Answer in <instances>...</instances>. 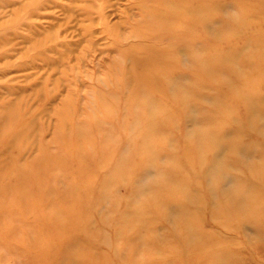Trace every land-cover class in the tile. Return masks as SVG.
Instances as JSON below:
<instances>
[{"label": "bare ground", "instance_id": "1", "mask_svg": "<svg viewBox=\"0 0 264 264\" xmlns=\"http://www.w3.org/2000/svg\"><path fill=\"white\" fill-rule=\"evenodd\" d=\"M65 1L26 0L19 4L17 0H0V8L19 7L11 12L12 18L0 25V49H5L0 59H7L15 38L30 44L24 57L26 62L20 65H33L35 59H41L57 66L65 58V49L61 48L64 44L57 46L51 34L37 39L42 33H34L36 26L30 22L49 4L59 7L66 21L80 16L77 20L83 23L89 42L95 33V21H99L101 28L97 32L104 34L113 48L111 53L115 51L116 56L98 78L92 77L95 82L90 84L88 92L91 100L81 112L75 99L72 100L75 92L71 90V97L63 99L66 102H61L62 110L56 112L55 140L60 146L52 153L49 145H41L39 158L31 165L32 172L26 171L24 165L12 169L9 151L16 147L23 153L27 144L16 142L15 138L30 140L32 129L36 130L35 122L25 119L26 112L19 102L0 104V130L7 129L0 132V189L6 190L14 180V187L10 186L14 192L9 193L12 196L9 200L5 196L9 191L0 193V205L6 202L1 206L6 214L10 210L8 224L13 225L7 232L0 230V237L7 241L10 237V242L21 244L14 249L2 240L0 249L9 255L14 251L22 253L26 264H113L118 257L125 259L126 264H139L131 258L140 246L161 257L174 255V264H264V152H260V162L249 163L246 156L253 148L246 147L232 129V123L238 122L239 130L256 131L264 140V95L254 90L253 84L254 78L264 80V51L257 46V50L243 54L231 51L200 54L202 44L196 33L199 24H204L215 38L223 36L215 27L216 14L201 4V0H126L122 18L115 23L108 22L104 12L111 6V0ZM130 38L139 40L130 42ZM187 44L193 47L184 48ZM57 47L61 49L56 50ZM49 50L56 56H47ZM48 54L51 55L50 51ZM66 70L62 78L67 75ZM176 72L179 74L175 75ZM226 72L235 78L237 85L223 78ZM203 89L211 92L207 98L201 95ZM119 93L126 98L123 114H130V121L124 119L118 124ZM229 97L234 103L226 101ZM203 99L211 100L206 106L207 113L201 110ZM240 104L245 108L243 118L235 114ZM132 106L135 109L130 112ZM77 112L85 115L81 121ZM98 112L101 117L96 116ZM198 113L205 121L203 126L196 121ZM183 121L193 122L195 128L184 135L181 150L165 153L163 143L171 146L174 126ZM125 130L130 135H122L135 143L129 148L131 154L118 160L121 140L118 134ZM37 139L32 142L35 144ZM137 147H141L140 151ZM163 153L167 161H162ZM104 167L109 169L104 191L92 196L91 176L96 169ZM121 172L128 174L126 179L131 182L133 199L128 201L126 211L117 215L112 236H108L104 228L112 227L115 221L112 214L117 212V201L109 198L105 189ZM70 173L72 176L68 177ZM228 174H234V181L225 190L223 186L228 183L222 177ZM202 180L211 184L200 190ZM19 190L26 191L16 193ZM110 194L113 197V192ZM204 197L210 206L179 205L172 211L168 207L183 200L199 202ZM91 215L98 218L102 227L87 229ZM206 216L220 219L226 230L245 229L249 238L245 246L247 263L227 248L216 250L220 242L227 244L228 238L204 231L199 222ZM167 224H171L170 231L179 238L176 248L168 242L170 231H162ZM77 231L84 235L81 239L77 238ZM67 234L71 236L63 240L62 236ZM98 240L107 245V251L94 246ZM29 246L37 250L31 252ZM198 250V255H184L186 251ZM144 264L161 263L153 260Z\"/></svg>", "mask_w": 264, "mask_h": 264}, {"label": "rangeland", "instance_id": "2", "mask_svg": "<svg viewBox=\"0 0 264 264\" xmlns=\"http://www.w3.org/2000/svg\"><path fill=\"white\" fill-rule=\"evenodd\" d=\"M17 1H19L18 2L19 4L20 3L22 4V2L24 4L26 0L25 1L17 0ZM65 2H66L65 0H57V3H65ZM111 2H112L111 6H108L107 9H105L104 11L106 14V20L110 23L119 22L122 18L121 15L127 4V1L126 0H111L110 3ZM201 4H203L206 8L214 11V13L216 14L215 27L219 28L220 32L222 31L223 36H221V38L219 37L215 38L213 34H210L207 31L204 24H199L197 27L196 33L199 38V41L202 44L200 45V54L214 55V54H220V53L224 54L230 51L243 54L244 52L250 49L257 50L255 49L257 46L261 50L264 51V0H201ZM15 6L16 7L6 6L5 8H0V25L13 17L11 15V12L13 11V9L15 10L19 8L18 5H15ZM48 6L49 7L40 10V12L36 14V16L31 18L30 22L34 23L36 26V29L35 28L33 29L34 33H37V32L39 34L42 33V36L37 37V39L44 38L43 37L45 36L44 34H46L45 37H48L51 34L50 36H55L56 38L55 43L57 46H61L60 45L61 43L62 45L64 44V46H62L61 48L65 49V56H64L65 58H63V60L57 65L58 67L55 65L54 66L48 65V63L45 60H41V59H35L33 62V65H20L21 62H26L25 61L26 58L24 57H26L25 53L27 54L29 51L28 47H30L29 46L30 44L19 41L21 40L19 38L14 39L15 41H13L12 43V45H14L12 46L14 49L12 48V50L8 52L9 54H8L7 59H0V104H3V102H5L4 104H7V103L14 104V103L19 102L22 107V110L26 112L25 119H27L28 122H31L32 120H34L35 126H36V127L34 126L36 130L34 128L32 129V136L29 137L30 140L27 137L20 138L17 136L15 138L16 142L22 141L27 144L26 147H29V146L30 147L29 149L25 147V149L23 150V153H21L20 150L16 147L15 148L12 147L10 149L9 156L10 158H12L13 164H14V166L13 167L11 166V168L14 170H17L19 167H22L21 165H24V167L26 166L25 170L30 169L28 171L32 172L31 169L34 166L32 167L31 165L36 164L39 158V149L41 145L42 146L46 144L49 145L48 150L52 153L54 152L56 147L60 146V143H58L55 139H56V134H57L56 130L58 129L57 113L59 112L58 110H62L63 108L62 103L64 104L67 98L71 97V95L69 94L72 90L73 92L76 93V95H74L72 100L75 99L74 103L76 104V107L79 106L78 110L81 112L85 104L89 103L91 100V98H89L88 92H89L90 84L92 85L94 84L93 82H95L94 80H92V77L98 78V75L99 74L101 75V70H103L106 67H109V65H111L114 62L113 58L116 56L115 51L111 53L113 48L110 47L111 45H108L109 43L105 39L104 34H102L101 32L99 33L97 32L101 28L99 21L97 20L95 21L96 24H94V29H95L94 32L96 34L94 33L95 36L94 35H93L94 37L92 36L93 38V39L91 38L92 42H89L90 38L89 36H87V33L84 32L83 30V27H82L83 23L79 21L81 19L80 16H73L72 18L67 19L66 21L65 16L62 13L63 11H61L59 7L53 6L50 4ZM78 21L81 23H79ZM76 22H78L79 24ZM226 23H228V26L225 25ZM26 33L27 32L23 34H26ZM79 33L81 35H79ZM84 34H86L85 37H84ZM81 37H84V39L87 38V40L88 39L89 40L87 41V40H84L83 38L81 39ZM137 39L139 40V38H130L128 41L130 40L138 41ZM58 41L60 43H58ZM70 43L72 44V46ZM65 45L68 48L67 51H66L67 48L65 47ZM185 47L191 48L193 46L191 44H187V45H184V48ZM61 48L57 47L56 50H59ZM45 49H48V48L45 47ZM50 49L54 50L55 48L54 49L50 48ZM52 50H49L51 55L48 54L49 51H46V52H47V56L53 58L55 54H52V52H54ZM4 51L5 49H0V53ZM63 61L65 64L63 63ZM61 65L63 66L61 67ZM64 68L67 69L66 70L67 75L65 76V78H62L61 76L65 72ZM176 74L178 75L179 73L176 72L175 75ZM76 75L77 77H75ZM59 78H60V82H59ZM223 78L233 81V83L237 85L235 78L231 74L226 72L225 74H223ZM253 81H254L253 84L256 88V89L254 88V90H257V92H260V94L264 95V80H259V79L255 80L254 78ZM59 84H62V85L59 86ZM224 89H226V87ZM210 93L211 92L208 89H203L201 95L202 97L207 98V96H209ZM86 94L88 97L86 96ZM64 98L66 100H63ZM210 101L211 100H208V99H203L201 101L203 105L201 106V110H203L202 111L203 113H207L209 111L208 108H206V106L208 105ZM226 101L228 103H234V99L231 97L227 98ZM125 102H126L125 96L119 93L118 100H117L118 124L124 119L129 120L128 118H130V114H125V115L123 114ZM11 108H15V107L13 106ZM134 109H135V106H132V108L129 109V111L131 112ZM80 112H77L79 114L77 116V119L79 121H81L85 117V115ZM235 114L237 117L243 118L245 116V108L241 104L236 106ZM99 115H100L99 112L96 113L97 117L102 116V115L101 116ZM196 119H197L196 121L198 122V124H200L201 126L205 125V121L203 117L199 115V113ZM193 128H195V124L193 122L183 121V122L177 123L174 126V130H173L174 141L171 142V146L170 144L167 146L166 143H163L164 148L162 150H165V153H170V151L172 152V151L181 150L183 148L184 135L187 132L192 131ZM232 129L233 131L238 133L241 142H243V144L246 147L248 146V148H251V147L253 148V150L251 151L252 153L248 154L249 156H246V159L250 161L249 163L260 162L261 161L260 152H264V140L262 136L256 131H251L247 129L239 130L238 122L232 123ZM5 130L7 129L6 128L1 129L0 132H4ZM96 134H100V132L98 133L96 132ZM122 134L126 136L130 135L129 131L126 132V130L118 134V136L121 137V140L118 141V160L120 158L122 159V157H123L122 160L127 158L131 154L129 153L130 152L129 148L132 147L133 144L135 143L134 139L124 137ZM35 135L37 137H35ZM34 138L36 139L38 138L37 141L34 140L35 144L34 142H32ZM43 142H45V144ZM140 149L141 147L136 148V150L138 151H140ZM0 150H1V145H0ZM165 153L161 155L162 161H167V155ZM133 155L137 156L135 152H133ZM9 156L6 155L5 157L9 158ZM231 170L234 174L237 173V171L233 169ZM108 171L109 169L107 167L98 168L95 170V173H93V176H91L92 190H93L92 196L98 195L99 192L104 191L103 183L107 179ZM234 174H228L227 176L224 175V177H222L223 180L225 179L224 183H228V185L223 186V188L225 187L224 188L225 190L228 189L229 187H232L233 185L232 182L234 181V178H233ZM1 175H2V172H1ZM9 175H12V174L10 173ZM244 175H247V174H244ZM71 176H72V173H70L68 177H71ZM126 177H128V174H126L125 172L119 173L118 177L112 180L105 189L108 197L111 199L113 198L117 201L116 207H115L117 209V212L115 214H112L113 215L112 218L115 217V221L113 222L112 227L107 226L106 228H104V232L108 236H112L113 226L115 222L117 221V215L119 216L121 213L125 212L128 201L130 199H133L132 185H131V182L126 179ZM1 179L3 180L2 177ZM202 181L201 183L203 184L201 185L200 190L204 188L205 186H208V184L209 185L211 184L210 181H206V180H202ZM254 184L256 186L255 188H257V185H258L257 181H254ZM9 185L14 187V180H11V183H9ZM10 186H6L7 187L6 190L0 189V193H3L2 191H9L8 194L6 193L5 195L7 196L6 198H8V200L12 197L10 196V194L14 192V190L12 192V189ZM26 190H19L16 193L18 194L24 193ZM111 192H113V197L110 194ZM204 199L205 197L203 198V200H200L199 202H192L188 200L173 202L168 207H170V211H172V210H175L177 206L179 205H185V206L190 205L191 206L197 203L196 205L201 207L203 206V203H206L207 206H210L211 203L209 202V200L207 199L204 200ZM5 203L1 202V205L5 206ZM1 205H0V212L2 213V215L4 214L5 215L1 216V213H0V217H1L0 221L2 222L0 223V230L7 232V228L12 225V224L10 225L8 224L10 222L11 212L9 210L7 214L4 213L5 210L3 211V207ZM6 215H8L9 217H7ZM5 217L9 221L7 220V222L6 221L4 222V220H6ZM191 219L194 220V218H191ZM232 223H234V221H232ZM199 224H200V227L204 231L222 234L228 238L227 244H225L224 241L220 242L216 250H219V248H222V250L224 248H227L233 251L236 254V256L238 257L240 256L243 263L245 262L247 263V259L245 257V250H246L245 246H246V243L248 245L247 241H249V238H248V234L245 232V229L239 228V229L226 230L227 228L221 225L220 219L218 220L211 219L208 216H206L201 222H199ZM101 225L102 224L98 220V218H96V216L94 215H91L90 223L87 226V229L95 230L97 228L102 227ZM118 226H120V224ZM160 226H162V224H160L159 227ZM12 227L13 225L11 226V228ZM11 228L10 229L8 228V229L11 230ZM170 229H171V224H167L162 227L163 232H168L170 231ZM76 235H79V237L77 238H80V239L84 236L80 231H77ZM167 235L171 239V241L168 240V242L171 243L176 248L175 243L179 244L180 242L178 236L174 235V232L172 230ZM70 236H71L70 234L63 235L62 239L67 240ZM9 238L10 237H8V240L11 241V238L10 239ZM2 240L5 244H8V245L10 244L12 247L21 246L19 242L18 244L15 245L14 241L12 243L10 241H7V238L4 239L3 237H0V242ZM120 241H118V245H120L119 244ZM94 246L98 248V250H102V251L108 250L107 245L103 241H100V240L94 242ZM28 249L31 250V252L32 251L35 252L37 250L33 246H29ZM2 251L0 252L1 253L0 255L2 257L0 259V264H26V258H23V255H21L22 253H17V252L15 253L14 251V254L12 252V255L11 254L9 255V253L5 254L6 252L5 250H4L5 252L4 251L2 252ZM199 253H200V250L186 251L184 255H187L189 257L192 255H198ZM6 255H8V257H6ZM240 258L238 259L240 260ZM131 260L139 264L152 262L153 260H157L161 264H170V263L174 264V262H176L174 255L167 254V256L161 257L153 252L146 251L141 246L136 248L134 252V256L131 258ZM113 264H126V263H125V259L118 257L117 259L114 260Z\"/></svg>", "mask_w": 264, "mask_h": 264}]
</instances>
